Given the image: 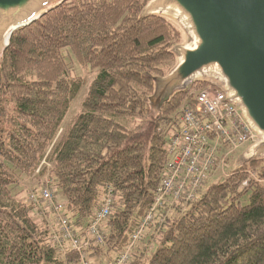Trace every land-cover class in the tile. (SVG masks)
<instances>
[{
  "label": "trees",
  "instance_id": "1",
  "mask_svg": "<svg viewBox=\"0 0 264 264\" xmlns=\"http://www.w3.org/2000/svg\"><path fill=\"white\" fill-rule=\"evenodd\" d=\"M148 1L70 0L13 34L0 60V264H82L68 243L56 245L57 218L45 204L17 200L27 181L60 193L61 214L82 242L112 191L104 244L84 249L90 261L113 262L149 214L180 108L209 85L150 110L153 78L174 65L169 50L182 35L164 19L140 20ZM70 60L93 74L89 82ZM82 86L80 110L64 126ZM156 213L127 264H264V161Z\"/></svg>",
  "mask_w": 264,
  "mask_h": 264
},
{
  "label": "water",
  "instance_id": "2",
  "mask_svg": "<svg viewBox=\"0 0 264 264\" xmlns=\"http://www.w3.org/2000/svg\"><path fill=\"white\" fill-rule=\"evenodd\" d=\"M70 0H0V60L13 34ZM158 17L182 40L169 53L174 65L153 78L148 98L158 114L195 83L221 90L255 134L234 169L264 161V0H149L139 19Z\"/></svg>",
  "mask_w": 264,
  "mask_h": 264
},
{
  "label": "built area",
  "instance_id": "3",
  "mask_svg": "<svg viewBox=\"0 0 264 264\" xmlns=\"http://www.w3.org/2000/svg\"><path fill=\"white\" fill-rule=\"evenodd\" d=\"M190 95L193 96L192 104L187 100L183 102L179 111V127L167 139L168 160L154 194L153 206L134 233L132 244L108 264H127L133 246L141 241L158 209L196 200L199 190L214 169L223 168L233 154L255 142L256 136L245 123L239 108L228 102L221 90L208 86L192 91ZM42 165H46L45 160ZM48 183L41 189L40 197L30 193L28 202L45 204L56 215L59 226L56 245L62 247L68 243L71 249L80 254L81 263L88 264L84 249L90 244H104L101 225L113 209V193L108 190L102 207L89 223L87 238L82 242L75 237L67 219L62 216V206L57 203Z\"/></svg>",
  "mask_w": 264,
  "mask_h": 264
},
{
  "label": "rangeland",
  "instance_id": "4",
  "mask_svg": "<svg viewBox=\"0 0 264 264\" xmlns=\"http://www.w3.org/2000/svg\"><path fill=\"white\" fill-rule=\"evenodd\" d=\"M72 65H73V69H74V73L76 74V76L82 78L84 81L86 82H89L93 76V74H91L89 71H87L86 69H82L78 66V64L74 61V60H70L69 61ZM89 72V73H88ZM190 88V87H189ZM188 88V89H189ZM86 92V86H82L77 92H76V95H75V98L73 100V103H72V106H71V109H70V112L68 113L66 119L64 120V126H66L68 123H70L74 116L78 113V111L80 110V102H81V99L83 98L84 94ZM192 92V91H191ZM190 92V93H191ZM193 92H196V91H193ZM244 150V149H243ZM239 151L235 154H233L229 160L227 161V163L225 164V166L223 168L219 167L217 169H214L212 171V173L210 174V176L208 177L207 181L204 183V185L201 187V189L199 190V193L198 195L196 196V198L200 199L202 198L207 190L218 184L219 182H221L222 180H224V178L226 177V175L229 174V172L234 168V163H235V160L237 159V157L241 154V152L243 151ZM45 160V159H44ZM43 162V161H42ZM25 187L23 190L22 188H20L18 191L16 190L15 192H17L16 194V198L18 201H27L28 200V197H29V194L31 191H35L38 195V197H40V189H37V182L36 181H27L24 183ZM21 190V191H20ZM55 197L57 200H60L62 201V204H63V197L60 195L59 192L57 191H53ZM239 204L242 205V206H245L248 204V198L247 197H242L239 201ZM63 212V211H62ZM158 215V212L155 214V217H157ZM52 219V218H51ZM151 224V223H150ZM149 224V225H150ZM152 225V224H151ZM150 225V226H151ZM150 226H148L143 234V237L146 233H150ZM138 245H143V243L141 241H139L137 243ZM157 246L154 245V248H153V252L156 250ZM108 258H103L102 260V263H104L105 261H107ZM86 262L88 264H91V262L93 261H90L89 258L86 257ZM97 263V261H95Z\"/></svg>",
  "mask_w": 264,
  "mask_h": 264
},
{
  "label": "crops",
  "instance_id": "5",
  "mask_svg": "<svg viewBox=\"0 0 264 264\" xmlns=\"http://www.w3.org/2000/svg\"><path fill=\"white\" fill-rule=\"evenodd\" d=\"M45 215H46V214H45ZM45 215H44V218L47 219V221H49V220L52 218L51 220H53V223L56 224V221H55V219H54V217H53L52 215H49L48 218H47V215H46V216H45ZM116 258H117V257H114L113 260H115ZM95 261H97V260H94L93 262H91V264H108V263H110L112 260H111V261H110V260H107V261H105L104 263H102V261H99V262L97 261V263H96Z\"/></svg>",
  "mask_w": 264,
  "mask_h": 264
}]
</instances>
